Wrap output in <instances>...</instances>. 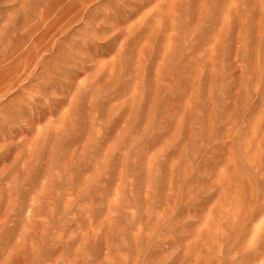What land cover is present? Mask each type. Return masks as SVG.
Wrapping results in <instances>:
<instances>
[{"label": "rangeland", "instance_id": "rangeland-1", "mask_svg": "<svg viewBox=\"0 0 264 264\" xmlns=\"http://www.w3.org/2000/svg\"><path fill=\"white\" fill-rule=\"evenodd\" d=\"M0 264H264V0H0Z\"/></svg>", "mask_w": 264, "mask_h": 264}]
</instances>
